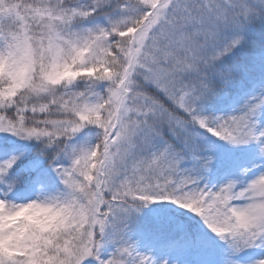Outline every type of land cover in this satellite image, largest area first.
Wrapping results in <instances>:
<instances>
[{"label": "snow or ice", "instance_id": "6c2138e0", "mask_svg": "<svg viewBox=\"0 0 264 264\" xmlns=\"http://www.w3.org/2000/svg\"><path fill=\"white\" fill-rule=\"evenodd\" d=\"M0 264H264V0H0Z\"/></svg>", "mask_w": 264, "mask_h": 264}]
</instances>
